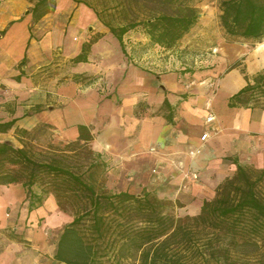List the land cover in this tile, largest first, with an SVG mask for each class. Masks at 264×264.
Returning a JSON list of instances; mask_svg holds the SVG:
<instances>
[{
    "label": "crops",
    "instance_id": "obj_1",
    "mask_svg": "<svg viewBox=\"0 0 264 264\" xmlns=\"http://www.w3.org/2000/svg\"><path fill=\"white\" fill-rule=\"evenodd\" d=\"M30 6L29 0H0V123L15 121L0 133V143L21 148L15 128L39 125L74 142L77 126H86L88 145L110 161L109 177L129 175L141 188H159L160 197L180 200L189 216L234 175L235 161L264 169V108L228 107V99L246 85L244 75L264 70V51L219 40L218 56L207 67L174 71V56L160 60L156 54L165 49L147 37L142 45L123 38L121 46L90 8L72 0H56L34 24V38L31 16L22 18ZM90 29L100 37L86 62L73 63ZM143 42L151 50L144 52ZM83 77L91 82L84 86ZM164 99L173 107L169 124L159 112ZM209 114L213 121L206 123ZM194 150L199 153L190 156ZM0 192L13 196L0 206V264H59L53 259L56 242L72 216L50 194L28 212L21 185H0Z\"/></svg>",
    "mask_w": 264,
    "mask_h": 264
},
{
    "label": "trees",
    "instance_id": "obj_2",
    "mask_svg": "<svg viewBox=\"0 0 264 264\" xmlns=\"http://www.w3.org/2000/svg\"><path fill=\"white\" fill-rule=\"evenodd\" d=\"M72 1L90 8L121 46L126 33L141 29L152 45L171 50L196 26L195 3L200 0ZM54 6L55 0H33L32 23ZM218 9L226 40L264 41V0H218ZM96 39L82 45L73 63L86 62ZM244 79L246 85L228 99V107L264 108V70ZM159 112L172 122L173 107L166 99ZM14 123H0V133ZM77 130L71 144L85 148L79 160L35 158L24 140L21 148L0 143V185H21L28 212L40 207L48 194L62 211L63 198L75 205L56 242L57 263L123 264L137 258V264H264V169L235 161L234 175L217 186L214 198L204 201L197 215L176 217L171 200L146 190L139 196L109 193L96 185L92 176L98 164L91 157L100 154L88 148L92 135L87 127L78 125ZM14 132L21 138L29 134L18 128Z\"/></svg>",
    "mask_w": 264,
    "mask_h": 264
},
{
    "label": "rangeland",
    "instance_id": "obj_3",
    "mask_svg": "<svg viewBox=\"0 0 264 264\" xmlns=\"http://www.w3.org/2000/svg\"><path fill=\"white\" fill-rule=\"evenodd\" d=\"M29 1L31 2V6L27 9L26 13L22 14V18L31 16L30 10L33 6V0ZM77 1L80 2L83 0ZM195 4L199 12L198 21L195 28L188 34H186L182 38V40L177 43V45L174 47V54H171L172 52H169L167 54L165 52L166 49L164 51H161L159 49L158 53H156L160 60H167V57L170 55L174 56L176 60V64L173 66L175 67L174 71L193 72L198 69H204L206 65H209V62L213 59V57L218 56V51L215 48V41L224 40L227 43H232L231 40L225 39L223 31L219 25L218 0H200ZM31 30L32 36L36 38V36H38V33L36 32L33 23L31 25ZM94 32L95 31L93 29H90V31H86V35H88L86 43H89L93 39L100 37L99 33ZM144 37L146 38L142 30L136 29L126 33L123 38L133 41L138 40L137 43L142 45L141 41ZM237 43H244L246 45L245 47L248 50L264 51V48L259 49L260 44H264V41L260 43H256L253 41H239ZM142 47L145 52V50H151L152 45L144 43ZM87 79L89 78L83 77V79L81 80V83L84 86L87 85L88 82H91V80L87 81ZM22 139L35 158L56 156L63 160H79L85 155L84 147L74 146L71 144L72 142H65L60 140L55 129L48 125L37 126L36 128L30 130L27 136H22ZM88 148L92 150L90 145H88ZM92 151L94 153H97L94 150ZM91 159L98 164L97 168L93 170V180L96 185L100 186L106 192L115 193L118 191H123L125 188L126 190H128L127 192L134 195H139L142 190L147 189L146 191L150 192L156 197L160 199H167L166 197L159 196V188H141L129 179V175L119 177L118 174L114 173L113 176L111 175L109 177L108 171L110 167V161L102 153H100L99 157L92 155ZM34 191L39 192V188H34ZM10 200H13V196H11L7 192H0V206L9 202ZM171 201L174 203L173 214L176 217L185 216V211L181 208L182 205L180 200L176 199L174 201ZM61 203L63 211L70 216H73L75 211L74 203L65 198L61 199ZM191 208L194 207L191 206ZM9 230L10 228H8V231ZM1 239L2 238L0 237V241ZM137 263V258H130L123 261V264Z\"/></svg>",
    "mask_w": 264,
    "mask_h": 264
},
{
    "label": "built area",
    "instance_id": "obj_4",
    "mask_svg": "<svg viewBox=\"0 0 264 264\" xmlns=\"http://www.w3.org/2000/svg\"><path fill=\"white\" fill-rule=\"evenodd\" d=\"M214 52V51H213ZM208 87L210 88V89H214V84L213 83H208ZM213 121V116L212 115H207V117L205 118V122L206 123H211ZM208 137V132H205L203 135H202V137H201V139L202 140H205L206 138ZM199 153V151L198 150H194V151H190L189 152V155L190 156H194V155H197Z\"/></svg>",
    "mask_w": 264,
    "mask_h": 264
}]
</instances>
